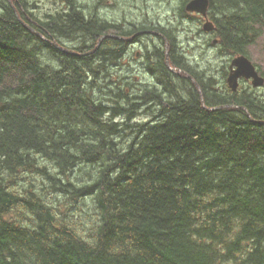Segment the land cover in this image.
Listing matches in <instances>:
<instances>
[{
    "label": "trees",
    "instance_id": "1",
    "mask_svg": "<svg viewBox=\"0 0 264 264\" xmlns=\"http://www.w3.org/2000/svg\"><path fill=\"white\" fill-rule=\"evenodd\" d=\"M58 1L39 17L0 0V264H264V101L215 89L175 28ZM209 3L222 51L249 57L264 0ZM140 31L161 44L139 52L157 83L135 91L111 69ZM146 104L153 119L124 122Z\"/></svg>",
    "mask_w": 264,
    "mask_h": 264
},
{
    "label": "rangeland",
    "instance_id": "2",
    "mask_svg": "<svg viewBox=\"0 0 264 264\" xmlns=\"http://www.w3.org/2000/svg\"><path fill=\"white\" fill-rule=\"evenodd\" d=\"M29 1L30 5L32 4L31 8L34 6L31 10L39 17L63 7L57 0ZM80 3L85 6L87 12L88 10L89 13L96 12L102 19L122 25L125 28H128L131 23H146L147 25L155 23L157 26L175 28L180 51L187 56L186 58L191 65L196 67L205 79L214 80V87L220 92L225 91L226 86L228 87L229 66L235 56L222 51V46L212 45L213 40L209 35L210 32L203 31V24L199 23L196 18L181 17L178 10L182 0H77V4L81 5ZM97 5L98 10L95 11V6ZM152 38L151 36L142 37L138 44L129 48L128 53L121 59L120 65L111 69L115 76L123 78L122 81L124 83L134 82L135 91H139L146 85L150 86L157 83V80L147 72L145 59L136 55L137 52L144 54L146 45L152 48L154 44H161L158 39ZM248 55V58L264 75V31L256 42L249 47ZM240 87L243 90L244 88L250 91L251 89L254 90L260 99L264 101V87L254 88L251 81L246 80L240 82ZM228 89L231 90L229 87ZM148 107V105L144 106L133 121L127 122L125 118L124 122L130 125L149 122L157 113H154L156 111L154 107L150 111ZM77 172L78 170L74 171L75 175ZM46 198L48 202L60 201L59 207L67 206L69 215L76 214L79 222L87 215L93 214V211L87 206L82 207L80 203L70 202L67 198L56 193H49L48 191ZM84 222L87 223L86 221Z\"/></svg>",
    "mask_w": 264,
    "mask_h": 264
},
{
    "label": "water",
    "instance_id": "3",
    "mask_svg": "<svg viewBox=\"0 0 264 264\" xmlns=\"http://www.w3.org/2000/svg\"><path fill=\"white\" fill-rule=\"evenodd\" d=\"M208 8L209 0H192L186 6L188 12L199 13L204 17L207 16ZM214 28L215 27L212 22H207L204 25V30L207 32L213 31ZM167 65H169L168 54ZM173 70L175 71V69ZM241 79L251 80L252 86L254 88L264 87V77L260 75L252 61L244 55H240L233 59L230 66V73L227 78V84L233 92H236L238 90Z\"/></svg>",
    "mask_w": 264,
    "mask_h": 264
},
{
    "label": "flooded vegetation",
    "instance_id": "4",
    "mask_svg": "<svg viewBox=\"0 0 264 264\" xmlns=\"http://www.w3.org/2000/svg\"><path fill=\"white\" fill-rule=\"evenodd\" d=\"M58 1V0H57ZM57 1H55V2H57ZM99 1H102V0H99ZM59 2V1H58ZM81 4V3H80ZM99 4H100V2H99ZM81 8H82V10L85 12V18L87 19V20H89V18L90 19H93V18H96L97 17V15L98 14H96V12H93V13H89V10H88V12H87V10H86V8H85V6H83L82 4L81 5H79ZM63 8V7H62ZM61 8V9H62ZM61 9H56L55 11H60ZM98 10V5L97 6H95V11H97ZM54 11V12H55ZM184 14H185V18H190V17H194V18H196L198 21H199V23H201V24H203V26H204V23L206 22V21H210L211 20V17L209 18V15L207 16V18H204V17H202L201 15H199V14H193V13H188L187 11H186V8L184 7ZM49 13H52V11L51 12H49ZM209 13V12H208ZM211 21H213V20H211ZM214 22V21H213ZM203 26H202V29H203ZM124 27V26H123ZM125 28V27H124ZM129 28V27H128ZM125 29H127V28H125ZM150 31V30H149ZM149 31H140V32H138V33H136L135 35H133V36H131V37H125V38H123V40H125V42L126 43H128L127 44V46H126V54L128 53V51H129V48L131 47V46H133V45H136V44H138V42L140 41V39L142 38V37H144V36H146V35H153V36H156L157 35V33H155V32H149ZM204 31V30H203ZM210 37L212 38V40H213V43H212V45H215V46H220V44H219V39L216 37V36H214V34H213V32H211L210 34ZM208 35V36H209ZM214 38V39H213ZM122 39V38H121ZM218 41V42H217ZM71 47H73L72 45H70ZM99 48V47H98ZM97 48V49H98ZM137 56H140V54H139V52H137V54H136Z\"/></svg>",
    "mask_w": 264,
    "mask_h": 264
},
{
    "label": "bare ground",
    "instance_id": "5",
    "mask_svg": "<svg viewBox=\"0 0 264 264\" xmlns=\"http://www.w3.org/2000/svg\"><path fill=\"white\" fill-rule=\"evenodd\" d=\"M186 11H187V9H186ZM30 12V11H29ZM33 12V11H32ZM188 12V11H187ZM208 12L210 13V7L208 8ZM157 29V28H156ZM110 30V29H109ZM120 30V29H119ZM110 31H112V30H110ZM162 31V30H161ZM151 35V34H150ZM125 54V53H124ZM182 72V71H181ZM118 79V78H117ZM122 83V82H121ZM122 87V86H121ZM120 100V99H119ZM109 104V103H108ZM147 105V104H146ZM143 108V107H142ZM118 116V115H117ZM52 164V163H51ZM57 176V175H56Z\"/></svg>",
    "mask_w": 264,
    "mask_h": 264
}]
</instances>
